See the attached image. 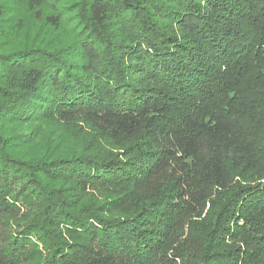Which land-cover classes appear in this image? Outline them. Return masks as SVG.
Here are the masks:
<instances>
[{"label":"trees","instance_id":"trees-1","mask_svg":"<svg viewBox=\"0 0 264 264\" xmlns=\"http://www.w3.org/2000/svg\"><path fill=\"white\" fill-rule=\"evenodd\" d=\"M0 264H264V0H0Z\"/></svg>","mask_w":264,"mask_h":264}]
</instances>
